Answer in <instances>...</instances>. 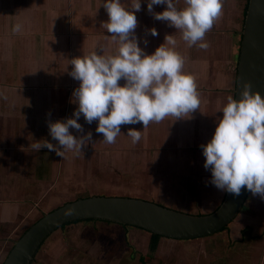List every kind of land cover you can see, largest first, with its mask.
<instances>
[{
	"label": "crops",
	"instance_id": "0c3cea01",
	"mask_svg": "<svg viewBox=\"0 0 264 264\" xmlns=\"http://www.w3.org/2000/svg\"><path fill=\"white\" fill-rule=\"evenodd\" d=\"M103 2L104 0H0V264H4L7 258L4 255L6 246L2 240L6 239L10 232V238H13V233L19 228V225H13L22 223L25 218L23 215L27 216L29 212L34 211L33 205H37L38 200L49 191L45 186V184L48 186V183L45 182H50L49 163L50 158L56 157L55 150H49L47 147L34 150L30 145L43 144L45 140L58 144V141L55 139L53 141L49 135L48 121L72 117L74 109L78 107V104L72 101V93L78 87L79 81L69 74L72 68L71 59L96 49L100 53L99 48H103L104 55H114L118 51V38L106 29L109 17ZM124 2L130 5V0ZM236 3L235 6L240 10L238 23L241 24L243 32L248 0H236ZM69 4L74 8L72 9L74 18L61 17L57 11L60 13L62 5L67 7ZM158 6L161 9L153 8V11L149 12L147 0H141L140 10L135 12L137 26L134 32L139 46L148 54L154 52L164 42L171 26L166 20L154 18L155 12H161L166 8L164 4ZM223 11L230 14L226 9H222V14ZM16 24L21 27L18 31H13V25ZM153 27L157 30L155 36L150 32ZM241 46L242 39L238 44L236 57L238 66ZM183 58V71L195 77L200 96L199 108L179 118L168 115L159 122H150L145 128L142 122L121 124V132L113 143H107L103 139V134L96 132L93 122L97 127L98 120H93L89 124L83 115L78 121L82 126L89 125L90 130L82 128V132L76 129L70 131L77 136L90 131L92 141L88 143L96 139L101 150L108 151V147L110 152L117 151L122 158L131 159V163L128 164L130 171H125L126 174L136 176L145 174L147 170H158L164 160L162 167H169L173 171L178 165L180 169L183 160L189 158L190 145L194 144V141L207 143L214 134L217 121L222 118L221 113L217 112L221 105L218 97L214 95L215 91L212 88L199 87L201 84L199 79L206 78V73L209 76L211 70L206 69L205 64L208 66L210 61L200 59L203 61L200 62L196 54L189 57L194 58L193 60ZM194 62L202 71H197ZM226 75L222 82L219 80L222 85L230 84V74ZM118 83L123 84V78ZM211 85L214 86V80ZM226 89L228 90V87ZM6 111L10 113L6 115ZM208 123L211 129L207 127ZM129 128L141 130L138 142L133 143L132 138L127 135ZM4 152L8 156V163L2 171L4 166H1L3 163L1 160H4ZM197 152L194 157L204 164L205 157L202 151ZM57 157L63 158L58 155ZM168 159L173 162L171 166L170 162H167ZM46 161L47 166L43 165ZM137 165H141V171L136 168ZM25 175L31 177L26 179ZM168 190L163 189L161 192L167 199L172 200V195L166 192ZM180 210L191 213L181 208ZM164 239L166 238L160 239L157 250L152 249L151 242V250L158 251ZM152 240L153 238L150 241ZM229 251L224 255L219 253L218 258L229 254ZM232 252L242 261L253 260L254 264L256 261L258 264H264V251L258 256L257 251L254 252L253 249L250 252H242L241 249L236 252L233 249ZM186 260L188 258H185ZM185 264L194 263L188 260Z\"/></svg>",
	"mask_w": 264,
	"mask_h": 264
},
{
	"label": "rangeland",
	"instance_id": "374dc122",
	"mask_svg": "<svg viewBox=\"0 0 264 264\" xmlns=\"http://www.w3.org/2000/svg\"><path fill=\"white\" fill-rule=\"evenodd\" d=\"M175 3L178 8L184 6V0H175ZM236 4V0H222L221 11L226 9L230 14L223 11L224 14L220 13L214 20L211 29L204 36V40L209 44L206 49L196 45L189 46L182 38L180 30L172 25L167 32L173 35L176 40V50L186 57V60H193L194 58L189 57L196 54L198 61L200 59L210 61L208 66L203 63L206 69L211 71L209 76L206 73V78L199 79L201 83L199 87L212 88L215 91L214 95L218 97L221 105L217 109L218 114L221 113L220 116L223 115L221 109L227 102V96L235 97L238 76L236 57L238 44L242 39V28L238 23L240 10L235 6ZM158 7L157 4L153 8ZM72 9L74 8L71 4L67 7L62 5L60 13L57 12L63 18L67 16L74 18ZM194 66L197 71H202L199 70L196 62ZM226 74H230V84L222 85L219 80L222 82ZM215 100L217 101L216 98ZM7 113L10 112L6 111V115ZM211 124L214 123L211 122ZM93 125L96 128L95 122ZM207 127L211 129L209 123ZM82 128L90 130L89 125ZM52 140L54 141L53 138ZM201 142L194 141V144L190 145L189 158L183 160V166L180 169L178 165L173 171L169 167H162L164 160L158 170H144L145 174L136 176L124 173L129 170L128 164L131 163V159L122 158L117 151L110 152L108 147V151L101 150L96 139L84 146L83 151L78 155L67 151L62 159H59L57 155L54 159L50 158V182H45L46 179L43 181L48 183V186L46 184L45 186L49 191L38 200L37 205H33L34 211L29 212L27 216L23 215L25 218L22 223L13 225H19L18 230L12 235L13 238H10V232L8 237L2 240L3 245L6 246L5 257H8L15 242L28 228L46 213L79 198L95 195L126 196L162 203L177 210L181 208L192 214L213 212L221 205L227 192L218 189L210 182L211 171L205 169L203 163L194 157L198 150L202 151L200 145L203 143ZM179 144L178 142L177 146ZM4 155V160H1L3 162L1 166H4L2 171L8 163L6 152ZM167 162H170L169 159ZM172 163L171 161L170 166ZM45 164L47 166V161L43 163ZM136 168L141 171V165H137ZM30 177L25 175L26 179ZM163 189H169L166 192L172 195V200L164 196L161 192ZM151 238H153L151 232L138 227L128 229L124 225L106 221H83L53 234L44 244L34 264H161V262L185 264L188 260L194 264H254L253 260L242 261L236 258L232 250L238 252V249H241L242 252H250L253 249L254 252L257 251L256 256L263 253L264 199L259 194L253 195L251 192L244 204L242 214L220 233L196 240L166 238L158 251L151 250L150 244L153 242L150 241ZM207 251H209L208 254H206ZM226 251H229V254L218 258L219 253L224 255ZM176 252L178 254H175ZM214 256L216 259L213 260ZM185 258L188 260L185 261ZM258 263L256 261V264Z\"/></svg>",
	"mask_w": 264,
	"mask_h": 264
},
{
	"label": "clouds",
	"instance_id": "9594fccd",
	"mask_svg": "<svg viewBox=\"0 0 264 264\" xmlns=\"http://www.w3.org/2000/svg\"><path fill=\"white\" fill-rule=\"evenodd\" d=\"M157 4L166 8L155 12V19L166 20L180 30L189 46H209L204 36L220 15L222 0H184L182 8L175 0H147L148 11L152 12ZM103 7L109 17L106 29L119 40L118 51L104 55L103 48H99L100 53L96 49L71 59L69 74L79 81L72 101L78 107L72 117L48 121L49 135L58 144L45 140L43 144H31L34 150L47 147L61 157L67 151L78 155L92 141L90 131L78 136L70 131V127L83 131L78 122L81 115L89 124L98 120L96 132L102 133L107 143H113L121 124L142 122L145 128L152 121L159 122L168 115L183 117L200 107L195 77L183 71L184 58L175 48L173 35H166L151 54L139 46L134 29L141 0H130V5L124 0H104ZM20 27L13 25V31ZM150 32L157 35L155 27ZM121 78L123 84L118 83ZM239 96H227L214 134L200 145L205 157L203 166L211 171L210 182L218 189L238 195L245 186L264 199V95L252 90L246 81ZM127 135L136 143L141 130L129 128Z\"/></svg>",
	"mask_w": 264,
	"mask_h": 264
},
{
	"label": "water",
	"instance_id": "95a60500",
	"mask_svg": "<svg viewBox=\"0 0 264 264\" xmlns=\"http://www.w3.org/2000/svg\"><path fill=\"white\" fill-rule=\"evenodd\" d=\"M264 95V0H248L242 32L235 96L245 82ZM242 186L238 195L227 192L211 213L192 214L142 198L90 196L67 202L46 213L15 242L4 264H34L46 241L74 222L99 220L138 227L174 240H196L224 231L241 214L250 194Z\"/></svg>",
	"mask_w": 264,
	"mask_h": 264
},
{
	"label": "trees",
	"instance_id": "16d2710c",
	"mask_svg": "<svg viewBox=\"0 0 264 264\" xmlns=\"http://www.w3.org/2000/svg\"><path fill=\"white\" fill-rule=\"evenodd\" d=\"M95 221H99V220H89V221H87V222H95ZM107 222V221H106ZM76 223H79V222H74V223H71V224H68V225H66L62 230H64V229H66L68 226H70V225H72V224H76ZM111 223H113V222H111ZM121 225V224H120ZM126 228H130V226H125ZM226 229V228H225ZM224 229V230H225ZM152 235H153V242H152V249L153 250H157L158 249V247H159V243H160V239L162 238V236H160V235H157V234H153L152 233ZM41 251H42V249H41ZM40 251V252H41ZM40 254V253H39Z\"/></svg>",
	"mask_w": 264,
	"mask_h": 264
},
{
	"label": "bare ground",
	"instance_id": "6f19581e",
	"mask_svg": "<svg viewBox=\"0 0 264 264\" xmlns=\"http://www.w3.org/2000/svg\"><path fill=\"white\" fill-rule=\"evenodd\" d=\"M47 241H48V240H47ZM47 241H46V242H47Z\"/></svg>",
	"mask_w": 264,
	"mask_h": 264
}]
</instances>
